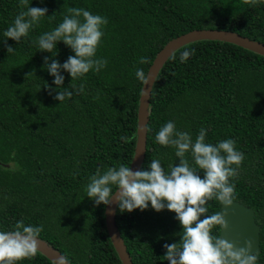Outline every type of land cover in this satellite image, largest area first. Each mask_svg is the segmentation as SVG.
<instances>
[{
	"label": "trees",
	"instance_id": "16d2710c",
	"mask_svg": "<svg viewBox=\"0 0 264 264\" xmlns=\"http://www.w3.org/2000/svg\"><path fill=\"white\" fill-rule=\"evenodd\" d=\"M28 5L46 7L47 16L19 44L8 39L15 50L8 54L3 33L21 8L19 0H0V231L12 230L23 219L25 225H42L38 239L69 264H122L106 229V206H96L85 189L97 168L131 165L143 86L136 69L147 74L169 41L193 30L230 31L264 44V3L253 7L243 0H28ZM71 7L107 18L95 58L108 63L73 81L62 70V87L83 84L84 92L59 102L53 98L55 91L49 94L47 86L56 85L44 68V57L63 64L74 53L61 41L52 57L39 51L35 41L62 23ZM193 49L181 62V53ZM141 57L149 63L139 64ZM148 117L141 169L152 159L160 160L166 171L179 163L173 147L155 142L168 121L193 140L203 128L206 143L235 141L244 160L238 176L230 179L234 201L254 211L260 226L257 264H264V56L213 40L181 47L155 80ZM122 136L128 137L127 143ZM187 158L192 164L191 156ZM199 174L203 178V172ZM218 211L221 204L210 201L207 215ZM115 223L132 264H168L163 245L178 242L176 233L182 230L174 212H156L150 205L145 211L122 214L117 206ZM218 233L214 228L213 235ZM19 264L54 263L37 252Z\"/></svg>",
	"mask_w": 264,
	"mask_h": 264
},
{
	"label": "clouds",
	"instance_id": "9594fccd",
	"mask_svg": "<svg viewBox=\"0 0 264 264\" xmlns=\"http://www.w3.org/2000/svg\"><path fill=\"white\" fill-rule=\"evenodd\" d=\"M19 3L21 11L3 33L8 54L15 50L7 45V40L19 44L48 12L46 7H30L28 0H19ZM243 3L254 7L264 3V0H243ZM107 23L105 17L93 15L84 8L71 7L62 23L35 41L39 51L51 53L52 57L57 55L53 51L61 41L74 53L63 64L54 58L44 57V68L54 77L56 88L47 87L49 94L56 92L55 100L63 102L84 92L83 84L77 87L70 83L67 88L62 87L65 80L62 70L69 73L73 81L107 66L106 59L95 58L104 35L102 28ZM194 51L182 52L180 61H187ZM138 63L146 64L149 60L141 57ZM135 75L142 84L149 83L148 74L142 68H137ZM206 136V130L201 128L193 140L189 132L177 130L175 123L168 121L156 133L155 142L173 147L178 164L170 165L167 171L158 159H152L147 168L138 170L125 164L106 170L97 168L86 186L87 197L96 206H109L115 200L121 214L136 209L145 211L149 205L156 212L165 209L174 212L182 230L176 233L178 242L163 245L166 249L163 257L168 264H257L259 254L253 251L251 241L237 247L221 238L220 233L213 235L214 228L226 230L228 223L225 211L207 215L208 204L215 200L224 207L233 205L235 186L230 179L238 176L244 154L236 150L232 139L213 145L206 143ZM120 139L128 142L127 136ZM201 172L203 178L199 174ZM42 231V225H25L23 219L17 221L12 230L0 231V264H19L20 261L35 258ZM60 264H65L64 258L60 259Z\"/></svg>",
	"mask_w": 264,
	"mask_h": 264
},
{
	"label": "water",
	"instance_id": "95a60500",
	"mask_svg": "<svg viewBox=\"0 0 264 264\" xmlns=\"http://www.w3.org/2000/svg\"><path fill=\"white\" fill-rule=\"evenodd\" d=\"M203 40L228 42L264 56V44L251 41L230 31L193 30L169 41L154 59L147 72L149 83L147 85L143 84L141 89L137 116L135 151L130 165L133 170L141 169L145 157L147 124L149 120V101L153 85L160 70L171 55L178 49L190 43ZM116 207L117 203L113 200L112 203L105 208L106 229L121 263L132 264L131 258L126 251V247L115 223ZM221 211H225V219L228 223V228L226 230H220L221 238L232 242L237 247L243 246L245 241H251L253 251L259 253L260 226L255 221L253 209L234 201L231 207H224L221 205ZM38 252L54 264H60V259L63 258L57 250L40 239ZM65 264L69 263L65 260Z\"/></svg>",
	"mask_w": 264,
	"mask_h": 264
}]
</instances>
